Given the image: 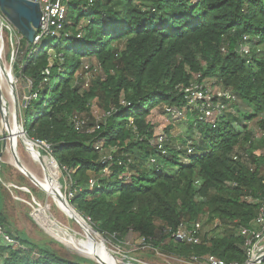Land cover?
I'll use <instances>...</instances> for the list:
<instances>
[{
	"label": "trees",
	"instance_id": "obj_1",
	"mask_svg": "<svg viewBox=\"0 0 264 264\" xmlns=\"http://www.w3.org/2000/svg\"><path fill=\"white\" fill-rule=\"evenodd\" d=\"M69 8L58 37L32 44L20 37L15 75L29 84L22 131L50 147L45 165L66 178L70 206L100 235L133 233L184 259L212 255L242 264L239 229L250 226L258 207L244 197L255 199L264 188V54L244 58L238 47L244 37L254 47L264 44V0H71ZM86 57L99 63L104 80L81 92L74 73ZM194 76L198 83L215 78L249 110L225 112L215 127L189 118L201 134L191 153L187 141H165L159 150L148 119L160 107H182L181 90ZM95 98L106 113L99 129L76 132L72 119L88 113ZM258 116L262 151L255 157L246 124ZM240 151L250 160L233 161ZM195 221H203L200 245L162 232ZM209 225L219 234L210 237ZM4 230L18 247L0 241V264H78Z\"/></svg>",
	"mask_w": 264,
	"mask_h": 264
},
{
	"label": "rangeland",
	"instance_id": "obj_2",
	"mask_svg": "<svg viewBox=\"0 0 264 264\" xmlns=\"http://www.w3.org/2000/svg\"><path fill=\"white\" fill-rule=\"evenodd\" d=\"M1 23L2 59L5 69L10 73L8 74L9 83L0 74V211L4 218L2 225L14 237L23 236L33 244L49 249L63 259L78 264H99L96 258L87 251V239L83 234V229L63 213L59 208V203L54 198H50L38 185L36 179L26 171L29 170L40 179L43 178L45 171L49 176L58 179L60 172L59 169V171L57 169L47 170L44 160L52 158L44 147L35 143L32 144L39 154L40 161L33 160L25 143L26 140L22 136L24 132L21 122L24 116V106L30 97L28 82L15 75V66L18 64L19 58L23 56L19 47L21 35L2 19ZM85 25L86 21L81 20L78 29H82ZM247 45L249 55L244 58L256 53L264 54V44L255 47L251 44ZM117 47L120 50L123 48L122 45H117ZM59 70L61 71V68ZM97 79L104 80L101 66L94 58H83L80 68L74 73L75 86L80 87L81 92H88ZM196 79L197 76H194L193 81L195 82ZM202 84L207 92L215 98L227 91L232 92L226 90L215 78L206 79ZM162 108L154 110L148 119L154 127L155 138L158 135H163L167 145L171 143L179 145L180 141H187V146L200 143L201 134L195 128H189L187 117L186 120L167 119ZM236 109L249 110L240 101H234L228 105L226 112L235 114ZM105 115L102 103L95 98L90 103V111L75 118L84 122V131H91L92 127L104 120ZM260 118L258 116L246 124L248 130L253 134L252 142L255 144L253 147L251 144L247 150L252 152L255 157L262 151L256 147L257 141L262 136L257 125ZM12 127L16 128L19 134L11 140L10 130ZM155 138L152 140L153 144H155ZM240 153L246 154L243 151ZM109 154V150L101 151L103 158L108 157ZM14 157L18 161L17 168L12 164ZM260 170L263 173L264 167ZM60 180L63 181L64 186L59 191L63 201L69 204L68 183L61 172ZM82 219L84 220L82 222L88 225L93 234L95 233L104 240V249L108 256L114 259L115 264H187V260H182V257L161 251L149 244H143L141 238L133 233L118 239L113 236L100 235L95 232L96 230L88 220ZM202 223L203 221H201ZM213 229V225L206 228L210 237L219 234L218 230ZM168 241V239H164L161 242L162 246L168 245Z\"/></svg>",
	"mask_w": 264,
	"mask_h": 264
},
{
	"label": "built area",
	"instance_id": "obj_3",
	"mask_svg": "<svg viewBox=\"0 0 264 264\" xmlns=\"http://www.w3.org/2000/svg\"><path fill=\"white\" fill-rule=\"evenodd\" d=\"M95 1L96 0H86L88 5H93ZM36 2L41 8V19L33 43L38 42L42 37L46 36L58 37L64 30L71 0H36ZM5 22L13 28L7 21ZM238 52L243 56L249 55L246 37L243 38V42L239 45ZM181 91L183 93L184 105L180 108L164 107L162 112L167 119L186 120L187 117V121H189V118L194 117L196 118V125L210 124L215 127L217 120L227 111L228 105L236 100L235 95L230 91L221 94L218 98L211 96L205 89V86L197 82V79L188 87L182 88ZM72 126L76 132L84 131V122L75 117L72 119ZM97 129H99V123L92 127L91 131L87 130L85 132L90 134ZM155 140L154 145L159 150H162L166 138L163 135H158ZM30 142L44 147L47 154H51L50 147L45 143L40 141ZM186 149L188 154L191 153L190 146H187ZM232 159L235 162L245 163L248 161V156L246 154H233ZM90 185H93L91 181ZM230 186L234 187L236 184L232 183ZM69 197H72L71 193H69ZM244 200L248 203H256L258 207L250 226L240 227L239 229V234L243 239L242 250L245 258L242 264H264V188L258 193L257 198L254 199L250 196H246ZM162 232L170 240L185 245L197 246L202 243L201 221H195L190 224L181 222L176 229L164 228ZM0 241H3L6 246H11L12 248L18 247L16 241L9 237L1 224ZM141 242L143 244L146 243L144 238H141ZM259 259H261V261L256 263ZM182 260H187V264H227L212 255L205 257L193 256L188 259L182 258ZM229 264L239 263L232 262Z\"/></svg>",
	"mask_w": 264,
	"mask_h": 264
},
{
	"label": "bare ground",
	"instance_id": "obj_4",
	"mask_svg": "<svg viewBox=\"0 0 264 264\" xmlns=\"http://www.w3.org/2000/svg\"><path fill=\"white\" fill-rule=\"evenodd\" d=\"M2 45L3 44H2V40H1V29H0V74L3 75V78H5L6 82L9 83L8 74H10V73L7 72V70L5 69L4 63H3ZM8 86H10V85H8ZM10 131H11V135H12L11 140L13 137H17L19 134L17 129L14 127H12V129ZM25 143L27 145L28 151H29L31 157L33 158V160L40 161L39 154L34 149V145H33L34 143L32 144V143L28 142L27 140L25 141ZM15 145H16V143H15ZM11 147H12V144H11ZM12 164L14 165V167L17 168V164L15 162V159H14V161H12ZM43 168H45V167H43ZM45 170H46V168H45ZM26 171H28L36 179V182L38 183V185L47 193V195L50 198H54L59 203V205H60L59 208L63 211V213L66 216H68L70 219H72L80 228L83 229V234H84L85 238L87 239L86 240L87 241V251L93 257H95L99 263L115 264L114 259L109 257L108 254L106 253L105 249H104V246H105L104 240L101 237H99L98 235H96L95 233H94L95 234L94 235L92 233V231L90 230V228L88 227V225L83 223L84 220L81 218V216L79 214H76L75 212H73V210H71V208L69 209V207L65 205V203L63 201V197L59 191V188L56 185V181H57L56 177L49 176L47 174V172L45 171L43 178L40 179L36 175H34L32 172H30L29 170H26ZM58 195L61 196V199L58 198Z\"/></svg>",
	"mask_w": 264,
	"mask_h": 264
},
{
	"label": "water",
	"instance_id": "obj_5",
	"mask_svg": "<svg viewBox=\"0 0 264 264\" xmlns=\"http://www.w3.org/2000/svg\"><path fill=\"white\" fill-rule=\"evenodd\" d=\"M1 19L7 21L18 34L25 38L29 44H32L35 33L40 26L41 8L36 0H0V29L2 25ZM22 136L30 142L24 133ZM15 162L18 164L16 158ZM58 198L61 199V196L58 195ZM64 203L73 210L66 201ZM73 212L76 213L74 210ZM259 261L261 259L257 260L256 263Z\"/></svg>",
	"mask_w": 264,
	"mask_h": 264
}]
</instances>
